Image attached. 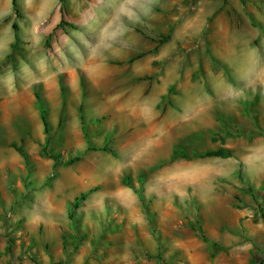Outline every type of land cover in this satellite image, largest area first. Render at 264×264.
Returning a JSON list of instances; mask_svg holds the SVG:
<instances>
[{"label": "rangeland", "instance_id": "obj_1", "mask_svg": "<svg viewBox=\"0 0 264 264\" xmlns=\"http://www.w3.org/2000/svg\"><path fill=\"white\" fill-rule=\"evenodd\" d=\"M60 6L63 28L45 34L42 46L23 41L32 34L16 36L20 11L0 18V264H259L264 0H60ZM155 12L160 17L151 20ZM133 28L141 50L147 38L160 40L170 30L178 40L149 64L143 56L105 57L97 87L90 53L123 46ZM97 36L106 44L98 51ZM136 63L145 71L133 76ZM51 77H60L62 88ZM166 77L170 84L153 101L152 86ZM37 92L51 119L49 140ZM117 102L132 108L158 102L161 115L114 122ZM61 113L67 122L53 123ZM12 144L28 152L29 162ZM223 146L233 156H196ZM68 171L76 175L70 189ZM249 184L262 191L259 199L245 191ZM90 189L72 221L74 199L61 203L56 193L71 198Z\"/></svg>", "mask_w": 264, "mask_h": 264}, {"label": "crops", "instance_id": "obj_2", "mask_svg": "<svg viewBox=\"0 0 264 264\" xmlns=\"http://www.w3.org/2000/svg\"><path fill=\"white\" fill-rule=\"evenodd\" d=\"M150 1H151V3L153 2V0H150ZM233 1L234 0H232V2ZM17 3H18L19 11L21 12L22 16L18 17L16 19V24H17L16 36H19L20 34H23V35L32 34V36H36V37L40 36L39 38L35 37L34 39L33 38L27 39V40L23 39L24 42H26V43L30 42L31 43V41H32L31 44L42 46L44 44L43 37L45 36V34L53 32L54 30L60 31L63 28L61 26L62 11H61V6H60V0H17ZM13 13H14L13 0H0V18L7 16V15H11ZM151 15H152L151 20L155 19V17H160V14H158V12L151 13ZM151 24H150V27L153 28L155 32L163 33L166 30L165 25H164V27L162 25H161V27H157L155 25L152 26ZM8 26L11 28V31H12V29H14V28H12L13 23L8 24ZM166 34H169L170 36L164 42L161 41L163 35L161 36L160 40H159V38H156V37L155 38H147L148 42L146 43V46H145L146 48L141 50L140 48L142 47L143 44H141L140 42H142V38L139 36L140 34H138L136 28H133V29H130V31H128L126 34L123 35V37H122L124 39L123 40L124 41L123 46H121V45L109 46L108 45L109 48H108L107 55H106V53L104 54V52L102 54H93V51H92L90 53V56L87 58L86 62L91 61L93 63H96L94 66H92L93 67L92 70H95V74L92 75L94 83H96L97 87H101L100 83L96 79V71L98 69L100 70L103 68V66L105 64L104 60H105V57H107V56L109 57V56L114 55L115 57L123 58V59L127 58L128 60H132V59L136 60V58L143 56L145 64H149V63H152L156 59L163 58L165 50H166L165 48L168 47L169 45H171V43H173V45H174L178 40V35H176V37H175L173 30L168 31V33H166ZM12 36H14V34H12V32H11V37L9 40L10 42L12 41ZM101 36H103V32L101 33ZM101 36H99V37L97 36V38H100L103 41L104 38ZM121 36H119V38ZM57 38L59 39V36ZM58 39H56L54 41V43L57 45H59V44L63 45V43L67 44V45L69 44L67 40L62 41L61 39L60 40H58ZM171 41H173V42H171ZM105 45L106 44L104 43V41L101 43L95 44V46H97L96 47L97 51H98L99 47L104 49ZM144 69L145 68L142 66H137V63H136L133 67V71H132L133 74L132 75L136 76L138 73H143V71H145ZM149 70L153 71V70H155V68L150 66ZM44 78L45 77L34 78V81L35 82L43 81ZM164 79H166L167 82H162L158 86L157 85L152 86L150 92H152L154 89L153 94H157L156 97H154L155 99L154 100L152 99L153 101H157L158 99H161L163 94H164V91L167 89L168 85L170 84V81H168L167 77ZM50 82L52 85L62 88V79L60 77L58 79H56L55 77L54 78L51 77ZM63 86H65V85H63ZM100 93H101L100 95L103 97V92H100ZM97 94H99V93H97ZM102 101H104V97L102 98ZM36 108L39 111L40 116H41L40 107H38V105H36ZM161 110H162L161 104H158V102L150 103L148 105H142L140 107L136 106L134 108L128 107L126 104L121 105V103L117 102V103H114V108L112 109L111 114L113 116L112 118H113L114 122L122 121V120H126V119L135 120L137 122L143 121V120L152 121L153 119H156V118H154V116H156L157 118L160 117ZM79 117H80V114H79ZM56 119H57V121L55 122ZM41 120H42V117H41ZM62 120H63L64 124L68 120V117L66 115H63V113H61L59 118L56 117V115L52 116L53 123L55 122V123L63 124V123H61ZM49 122L51 125V119H49ZM67 177L68 178H67V183H66L67 184L66 189H70V182H72L74 180L76 175H72L68 171ZM59 178H60V175H58V177H56V179H54V181L51 183V187H53L55 183L60 181ZM63 190L61 192L56 193V195L61 194V197H59V200L61 203L63 201H66V202L70 201L71 199H74L77 196V193H75V195H73V197L65 198V196L62 195ZM51 196H54V195L49 194V196H48V198H49L48 203L49 204L54 203V200L52 199Z\"/></svg>", "mask_w": 264, "mask_h": 264}, {"label": "trees", "instance_id": "obj_3", "mask_svg": "<svg viewBox=\"0 0 264 264\" xmlns=\"http://www.w3.org/2000/svg\"><path fill=\"white\" fill-rule=\"evenodd\" d=\"M13 5H14V9L19 12V7H18L17 0H13ZM14 27L17 28V24L16 23L14 24ZM261 27L264 30V25H261ZM169 36H170L169 34L163 35L161 41H163V42L166 41L169 38ZM36 97H37V99L39 101L38 105L40 107L42 121H43V124H44V127H45V132L48 135V140H49L50 139L49 134H50L51 130H50V122H49V118H48V114H47V108L44 107L42 101H40L41 97L38 94V92L36 93ZM82 119H83V121L85 120L84 116H82ZM83 125L85 126V123ZM260 133L264 135V129L261 130ZM88 142L90 143V140H88ZM12 145L16 148V150H18L20 152V154L24 157V159L27 162H29L30 156H29L28 152L23 147H21V146H19L17 144H12ZM103 149L107 150L106 147H104ZM196 156H198V157H213L214 156V157H224V158H226V157L233 156V150L231 148H229V147H224L223 146V147H219L217 149H209V150L197 153ZM50 157L55 159V160H58L60 156L59 155H55V154H51ZM183 157H188V156L184 155ZM77 160H80V156H77V157L73 158L69 163H73L74 161H77ZM240 177H242L241 173H240ZM93 190L94 189H90L87 192L81 193L80 195L76 196L73 201H71L69 203V206H70V208H69L70 209L69 210V218L72 221L75 220L74 209L79 208L80 205H81L82 200L87 199L89 193L91 191H93ZM245 191L251 193L252 196L256 197L257 199H259V197H261V194H262V191H258V193L255 194L254 187L251 186V184H249L247 189L245 188ZM141 197L144 200V195H142ZM259 209H260V212L262 213V218L264 219V206L261 203H259ZM153 215L154 214H151L150 212H148V217L150 218V221L152 222V224H153ZM199 229H200L201 232H203L201 227H199ZM259 264H264V258L260 261Z\"/></svg>", "mask_w": 264, "mask_h": 264}, {"label": "bare ground", "instance_id": "obj_4", "mask_svg": "<svg viewBox=\"0 0 264 264\" xmlns=\"http://www.w3.org/2000/svg\"><path fill=\"white\" fill-rule=\"evenodd\" d=\"M137 119V118H136Z\"/></svg>", "mask_w": 264, "mask_h": 264}]
</instances>
